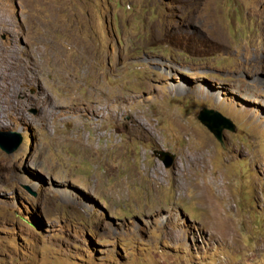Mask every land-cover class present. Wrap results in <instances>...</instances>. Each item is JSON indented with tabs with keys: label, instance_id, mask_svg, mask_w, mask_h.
Returning a JSON list of instances; mask_svg holds the SVG:
<instances>
[{
	"label": "rangeland",
	"instance_id": "1",
	"mask_svg": "<svg viewBox=\"0 0 264 264\" xmlns=\"http://www.w3.org/2000/svg\"><path fill=\"white\" fill-rule=\"evenodd\" d=\"M0 64V264H264V0H0Z\"/></svg>",
	"mask_w": 264,
	"mask_h": 264
},
{
	"label": "water",
	"instance_id": "2",
	"mask_svg": "<svg viewBox=\"0 0 264 264\" xmlns=\"http://www.w3.org/2000/svg\"><path fill=\"white\" fill-rule=\"evenodd\" d=\"M197 119L203 124L213 136L221 143L223 130H234V125L220 113L213 110L202 109ZM21 136L18 132L8 131L4 134H0V149L6 154H12L19 145L21 144ZM160 159L163 161L165 166H169L173 155L168 153H159Z\"/></svg>",
	"mask_w": 264,
	"mask_h": 264
},
{
	"label": "bare ground",
	"instance_id": "3",
	"mask_svg": "<svg viewBox=\"0 0 264 264\" xmlns=\"http://www.w3.org/2000/svg\"><path fill=\"white\" fill-rule=\"evenodd\" d=\"M11 60H12V58H11ZM10 60V61H11ZM9 61V60H8ZM10 61L8 62V63H10ZM1 65V64H0ZM12 66V65H11ZM1 69V68H0ZM7 69V68H6ZM6 69H4V71L6 70ZM11 70V69H10ZM3 71V70H2ZM5 73V72H4ZM2 74V73H1ZM6 75V74H5ZM4 76V75H3ZM7 76V75H6ZM6 76H4V77H6ZM8 77V76H7ZM9 78V77H8ZM5 79V78H4ZM9 83V82H8ZM4 91L6 92V91H8L9 92V90L7 89V88H5L4 87ZM4 93V92H3ZM47 98V97H46ZM46 102V101H45ZM47 103V102H46ZM48 104V103H47ZM49 105V104H48ZM46 114H47V111L45 112ZM72 118V117H71ZM141 130H146V129H144L143 127L141 128ZM148 136H151V135H148ZM190 162H191V159H190Z\"/></svg>",
	"mask_w": 264,
	"mask_h": 264
}]
</instances>
